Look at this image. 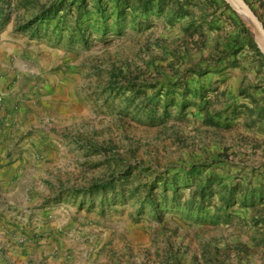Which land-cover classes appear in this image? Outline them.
<instances>
[{
	"label": "rangeland",
	"instance_id": "1",
	"mask_svg": "<svg viewBox=\"0 0 264 264\" xmlns=\"http://www.w3.org/2000/svg\"><path fill=\"white\" fill-rule=\"evenodd\" d=\"M0 264H264V55L229 0H0Z\"/></svg>",
	"mask_w": 264,
	"mask_h": 264
},
{
	"label": "water",
	"instance_id": "2",
	"mask_svg": "<svg viewBox=\"0 0 264 264\" xmlns=\"http://www.w3.org/2000/svg\"><path fill=\"white\" fill-rule=\"evenodd\" d=\"M240 17L250 27L252 37L264 55V23L246 0H229Z\"/></svg>",
	"mask_w": 264,
	"mask_h": 264
},
{
	"label": "crops",
	"instance_id": "3",
	"mask_svg": "<svg viewBox=\"0 0 264 264\" xmlns=\"http://www.w3.org/2000/svg\"><path fill=\"white\" fill-rule=\"evenodd\" d=\"M6 126L8 127L12 122L11 120L9 119H6ZM17 127L22 128V125L21 124H16V125H13V131H17ZM14 161H17V159H15ZM13 165L15 166V170H22V165H21V162L17 161V163H13ZM4 178L5 179H8L10 181V179L12 178V174H11V171H7V173L4 174Z\"/></svg>",
	"mask_w": 264,
	"mask_h": 264
}]
</instances>
